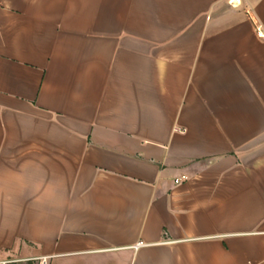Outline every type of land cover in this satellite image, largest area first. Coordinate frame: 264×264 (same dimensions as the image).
Instances as JSON below:
<instances>
[{
	"label": "crops",
	"instance_id": "obj_1",
	"mask_svg": "<svg viewBox=\"0 0 264 264\" xmlns=\"http://www.w3.org/2000/svg\"><path fill=\"white\" fill-rule=\"evenodd\" d=\"M42 259L264 264V0H0V264Z\"/></svg>",
	"mask_w": 264,
	"mask_h": 264
},
{
	"label": "built area",
	"instance_id": "obj_2",
	"mask_svg": "<svg viewBox=\"0 0 264 264\" xmlns=\"http://www.w3.org/2000/svg\"><path fill=\"white\" fill-rule=\"evenodd\" d=\"M233 1L234 0H230V2H233ZM176 182L179 183V180H176ZM40 264H47V261L45 259H42Z\"/></svg>",
	"mask_w": 264,
	"mask_h": 264
}]
</instances>
